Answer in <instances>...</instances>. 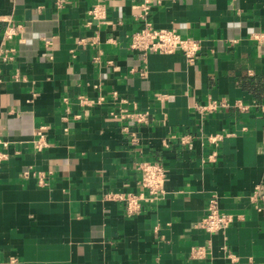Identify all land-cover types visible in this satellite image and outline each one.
Segmentation results:
<instances>
[{
	"label": "crops",
	"instance_id": "0c3cea01",
	"mask_svg": "<svg viewBox=\"0 0 264 264\" xmlns=\"http://www.w3.org/2000/svg\"><path fill=\"white\" fill-rule=\"evenodd\" d=\"M144 1L0 0V264H264V0H147L193 62L130 49ZM145 160L165 193L129 217L107 196L139 193ZM212 196L234 217L216 234Z\"/></svg>",
	"mask_w": 264,
	"mask_h": 264
},
{
	"label": "built area",
	"instance_id": "2783aa9c",
	"mask_svg": "<svg viewBox=\"0 0 264 264\" xmlns=\"http://www.w3.org/2000/svg\"><path fill=\"white\" fill-rule=\"evenodd\" d=\"M142 26L139 30L133 32L130 36L129 46L133 52L147 55L149 53L158 54H181L189 61L193 62L201 51V42L194 38L182 37L173 29H157L153 26L150 19V6L145 0L139 6ZM92 19L99 22L106 20V12L100 6H96L89 12ZM17 34L16 28H10L6 35L12 38ZM225 102H209L206 105L196 106L198 110H216L218 107L225 106ZM237 107L246 109L241 103ZM124 118L133 117L138 123H145L146 116L142 113L122 115ZM46 128L42 127L37 132L38 138L35 141V148L38 151L44 150L47 146ZM220 139V136H214L212 142ZM7 158L6 154H0V163ZM137 171L140 174L139 193L128 192L126 194H109L108 199L123 204L124 212L131 217L143 210L144 203L155 204L160 201L165 193V184L168 180V174L165 166L160 161L145 160L137 165ZM251 202L255 209L264 215V193L257 189L251 196ZM234 221V217L229 214L222 213L219 207V198L212 196L208 201L205 216L200 222V227L208 234H216L224 232ZM193 257H203L205 253L202 248L194 250Z\"/></svg>",
	"mask_w": 264,
	"mask_h": 264
}]
</instances>
